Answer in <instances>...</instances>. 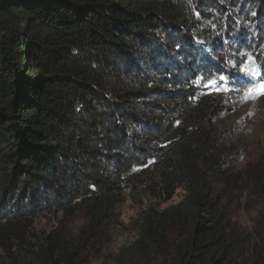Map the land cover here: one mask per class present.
I'll return each mask as SVG.
<instances>
[{
  "label": "trees",
  "instance_id": "obj_1",
  "mask_svg": "<svg viewBox=\"0 0 264 264\" xmlns=\"http://www.w3.org/2000/svg\"><path fill=\"white\" fill-rule=\"evenodd\" d=\"M233 52L262 60L264 0H0L9 264H89L126 195L179 189L109 264H264V155L241 166L246 146L220 132L217 100L199 88L234 68Z\"/></svg>",
  "mask_w": 264,
  "mask_h": 264
},
{
  "label": "rangeland",
  "instance_id": "obj_2",
  "mask_svg": "<svg viewBox=\"0 0 264 264\" xmlns=\"http://www.w3.org/2000/svg\"><path fill=\"white\" fill-rule=\"evenodd\" d=\"M231 55L234 68L218 72L212 70V75H208L199 88L202 94L214 96L217 100L216 124L220 132L225 133L234 143L246 146L241 161V166H245L264 155V95L260 94L264 89V54L260 62L248 59L245 64L243 54L233 52ZM238 67L242 69L237 78ZM185 194L183 189H179L170 200L153 198L143 190L126 195L111 225L93 242L95 248L89 254V264H109L124 247L137 240V223L148 210L154 208L163 211L175 206L184 199ZM58 217H62V214L38 217L33 233L42 237L46 231L57 227ZM237 218L240 224L249 226L245 211L240 212ZM72 225L71 233L78 236L82 222L76 220ZM248 231L253 235L256 233L255 228ZM10 261L8 254L0 249V264H9Z\"/></svg>",
  "mask_w": 264,
  "mask_h": 264
},
{
  "label": "snow or ice",
  "instance_id": "obj_3",
  "mask_svg": "<svg viewBox=\"0 0 264 264\" xmlns=\"http://www.w3.org/2000/svg\"><path fill=\"white\" fill-rule=\"evenodd\" d=\"M221 79H223V77ZM260 94L264 95V89H262Z\"/></svg>",
  "mask_w": 264,
  "mask_h": 264
}]
</instances>
